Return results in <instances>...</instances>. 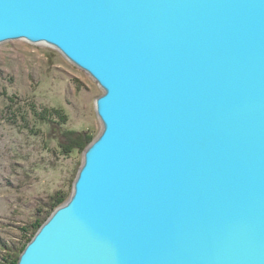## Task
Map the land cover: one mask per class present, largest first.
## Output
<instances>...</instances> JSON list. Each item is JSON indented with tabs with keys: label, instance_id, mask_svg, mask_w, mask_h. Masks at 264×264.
Masks as SVG:
<instances>
[{
	"label": "water",
	"instance_id": "obj_1",
	"mask_svg": "<svg viewBox=\"0 0 264 264\" xmlns=\"http://www.w3.org/2000/svg\"><path fill=\"white\" fill-rule=\"evenodd\" d=\"M11 40L103 91L16 264H264V0H0Z\"/></svg>",
	"mask_w": 264,
	"mask_h": 264
},
{
	"label": "rangeland",
	"instance_id": "obj_2",
	"mask_svg": "<svg viewBox=\"0 0 264 264\" xmlns=\"http://www.w3.org/2000/svg\"><path fill=\"white\" fill-rule=\"evenodd\" d=\"M102 93L50 46L0 43V240L22 242L20 228L32 221L38 202L56 190L69 195L82 160L83 151L62 153L35 113L57 109L63 128L96 137L101 125L94 99Z\"/></svg>",
	"mask_w": 264,
	"mask_h": 264
},
{
	"label": "trees",
	"instance_id": "obj_3",
	"mask_svg": "<svg viewBox=\"0 0 264 264\" xmlns=\"http://www.w3.org/2000/svg\"><path fill=\"white\" fill-rule=\"evenodd\" d=\"M34 116L40 121L49 124V132L50 134L53 133L51 137L57 140V145L62 153L66 154L73 150L83 151L94 138L87 131H74L63 128L66 119L57 109L52 108L44 114L41 112L35 113ZM68 196L63 191L56 190L40 200L35 207L32 221L26 227L20 228L23 234L22 242L15 244L0 240V264H16L19 254L39 226Z\"/></svg>",
	"mask_w": 264,
	"mask_h": 264
}]
</instances>
